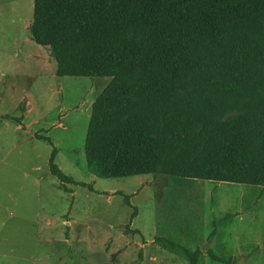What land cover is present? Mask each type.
Here are the masks:
<instances>
[{"label":"trees","instance_id":"16d2710c","mask_svg":"<svg viewBox=\"0 0 264 264\" xmlns=\"http://www.w3.org/2000/svg\"><path fill=\"white\" fill-rule=\"evenodd\" d=\"M28 31L56 76L110 79L91 104L90 174L264 188V0H33ZM54 159L55 149L48 170L61 189L84 185ZM155 241L200 263L198 248Z\"/></svg>","mask_w":264,"mask_h":264},{"label":"rangeland","instance_id":"374dc122","mask_svg":"<svg viewBox=\"0 0 264 264\" xmlns=\"http://www.w3.org/2000/svg\"><path fill=\"white\" fill-rule=\"evenodd\" d=\"M32 14L33 0H0V264H187L156 237L198 248L199 264H222L208 252L264 264V188L86 170L91 104L110 79L56 76L30 38ZM53 149L56 166L84 185L61 189L48 170ZM124 195L137 210L128 229Z\"/></svg>","mask_w":264,"mask_h":264},{"label":"crops","instance_id":"0c3cea01","mask_svg":"<svg viewBox=\"0 0 264 264\" xmlns=\"http://www.w3.org/2000/svg\"><path fill=\"white\" fill-rule=\"evenodd\" d=\"M12 117V116H11ZM8 121V120H7ZM17 124V123H16ZM25 121L23 120V118H21V122H20V124H17V128H24L25 126Z\"/></svg>","mask_w":264,"mask_h":264}]
</instances>
